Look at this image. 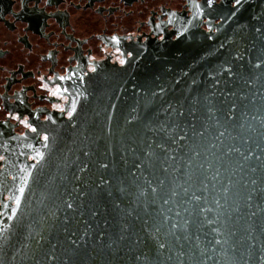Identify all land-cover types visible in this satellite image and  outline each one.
Returning <instances> with one entry per match:
<instances>
[{
	"label": "flooded vegetation",
	"instance_id": "flooded-vegetation-1",
	"mask_svg": "<svg viewBox=\"0 0 264 264\" xmlns=\"http://www.w3.org/2000/svg\"><path fill=\"white\" fill-rule=\"evenodd\" d=\"M187 1L0 0V231L72 89L159 42Z\"/></svg>",
	"mask_w": 264,
	"mask_h": 264
},
{
	"label": "water",
	"instance_id": "water-1",
	"mask_svg": "<svg viewBox=\"0 0 264 264\" xmlns=\"http://www.w3.org/2000/svg\"><path fill=\"white\" fill-rule=\"evenodd\" d=\"M159 42L148 43L123 67L98 69L72 89L71 118L61 119V136L40 149L38 164L18 187L19 204L2 218L0 264L46 263L103 136Z\"/></svg>",
	"mask_w": 264,
	"mask_h": 264
},
{
	"label": "snow or ice",
	"instance_id": "snow-or-ice-1",
	"mask_svg": "<svg viewBox=\"0 0 264 264\" xmlns=\"http://www.w3.org/2000/svg\"><path fill=\"white\" fill-rule=\"evenodd\" d=\"M209 2H211V0H209ZM236 3L239 4L240 0H236ZM61 79H63V77H61ZM75 110V108H73V111ZM69 115H71V113H69ZM45 140H47V137H44ZM38 155H40V153H37ZM20 192L23 193L24 192V188L21 187L20 188ZM17 204H19V197H17ZM69 207H71V205H69Z\"/></svg>",
	"mask_w": 264,
	"mask_h": 264
}]
</instances>
